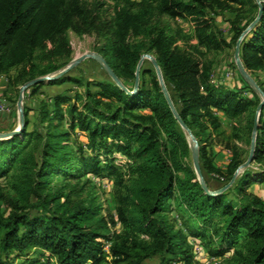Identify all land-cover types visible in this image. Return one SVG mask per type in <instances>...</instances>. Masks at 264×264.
<instances>
[{
  "label": "trees",
  "instance_id": "1",
  "mask_svg": "<svg viewBox=\"0 0 264 264\" xmlns=\"http://www.w3.org/2000/svg\"><path fill=\"white\" fill-rule=\"evenodd\" d=\"M258 1L115 0L106 19L103 5L91 9L85 0H0V76L15 70L23 85L66 65L72 30L102 38L97 53L126 89L105 72L78 75L76 65L24 90L45 99L36 109L24 105L19 132L0 139V178L6 181L0 188L6 209L0 212V264H143L154 257L158 264H194L173 210L210 255L232 251L236 264H264V199L252 191L264 185V170L247 166L233 177L246 160L239 145L250 140L259 103L249 165L264 167V88L259 85L261 99L254 91L250 98L213 84L214 58L202 61L194 48L179 46L180 30L162 20L186 17L196 48L219 52L235 46L244 30L240 20L250 13L251 23L260 7L238 55L247 72L264 74V0ZM220 16L228 39L217 27ZM143 54L156 61L175 111L196 140L207 189L231 182L222 192L205 193L187 163L188 141L154 68L140 66L134 85ZM219 112L231 119L229 131ZM79 133L86 150L72 142ZM213 144L231 154L225 171L213 165ZM88 173L113 180L115 216L103 213Z\"/></svg>",
  "mask_w": 264,
  "mask_h": 264
},
{
  "label": "rangeland",
  "instance_id": "2",
  "mask_svg": "<svg viewBox=\"0 0 264 264\" xmlns=\"http://www.w3.org/2000/svg\"><path fill=\"white\" fill-rule=\"evenodd\" d=\"M115 0H85L87 6L93 9L95 6L103 5L102 9V17L103 18H110L112 14V6ZM231 4L233 2L229 1ZM226 16H228L226 14ZM250 13H247L243 16L240 20L239 27L243 28L244 30L250 24ZM163 22L169 25L170 29L178 31L180 30L182 34V38L177 42L179 46L185 47L188 50H192L194 48L195 53H197L202 61L207 59L214 58V63L211 69V82L215 85L223 86L228 89L236 90L241 95L245 97H253L252 91L253 88L249 82H247L243 77L239 74L235 61H234V47H224L219 52L206 51L205 48H196L197 41L194 38V32H191L190 26H182L179 22L175 19H168L163 18ZM217 27L219 30L224 34L226 39L229 38L228 33V25L225 21L224 16H220L216 20ZM243 30V31H244ZM68 40L71 47V54L69 62L73 61L76 58H79L84 55H88L90 53H97V48L102 43V38L96 36L95 34H82L78 35L74 33L72 30H68L67 32ZM69 62L66 64L68 65ZM66 65L60 67L55 72L48 74L44 77L54 75L60 70H62ZM77 65H79L76 74H82L84 76L90 77H102L105 69L103 66L96 61V59L92 57H85L82 61H80ZM143 65H151V61L143 57L140 66ZM139 66V67H140ZM153 67V66H152ZM106 73V72H105ZM250 78L253 80L255 86L260 89L259 85L264 88V74L261 72H247ZM16 71L11 70L8 74H2L0 76V102L5 103L6 108L5 111L0 112V132H6L10 129H15L20 124L19 119V110H18V98H19V88L22 86L18 84L15 80ZM130 86V83H127ZM74 89L81 90V88L74 87ZM44 90H46L44 88ZM60 90V88L58 89ZM48 93H52L48 91ZM45 97L43 94L39 93L33 96H28V93L23 92L21 98V106L24 105L36 109L39 106L41 100H44ZM218 118L222 124V127L229 131L231 128L232 121L229 117L224 114L218 113ZM188 143L190 142L189 136L183 130ZM72 142H78L80 145L83 146L85 149L86 138L82 134H75L72 137ZM243 151L244 159L247 158L249 153L250 147V140L249 142L244 141L242 144L239 145ZM86 150V149H85ZM209 156L213 162V165L222 171H225L227 165L231 159V154L228 150L224 149L223 147L213 144L209 149ZM120 159L123 158L122 155H117ZM187 163L192 166L191 156L186 159ZM251 171H263L264 167L257 164L251 163L248 165ZM244 169V168H243ZM243 169H239L238 173H241ZM237 173V174H238ZM85 179L89 180L91 185L95 187V189L99 192L101 201L103 203V213L107 215L115 216V195H116V186L111 178L104 177V176H95L92 173H88L85 176ZM6 185V181L4 178H0V188ZM252 191L255 192L258 196L264 199V185L263 186H255L252 188ZM0 212L6 213V209L4 206H0ZM172 216L177 219V224L182 229V231L187 235V241L189 246H194L195 244H201L200 241L194 239L193 237L187 234L184 224L179 219L177 212L175 210L172 211ZM115 229L120 230V225L117 224ZM202 246V244H201ZM203 247V246H202ZM203 257H200L194 264H215L211 257H214L209 254L206 247H203ZM157 258H150L144 261L143 264H158ZM14 264H20V261L15 260ZM217 264H236L233 261V253L232 251L227 252Z\"/></svg>",
  "mask_w": 264,
  "mask_h": 264
},
{
  "label": "water",
  "instance_id": "3",
  "mask_svg": "<svg viewBox=\"0 0 264 264\" xmlns=\"http://www.w3.org/2000/svg\"><path fill=\"white\" fill-rule=\"evenodd\" d=\"M258 6H259V1L256 0ZM259 14H260V7L258 8V12H257V15L256 17L254 18V20L248 25V27L242 32L241 36L239 37V39L237 40L236 44H235V47H234V61H235V65H236V68L239 72V74L243 77V79H245L247 82H249L253 88V91L261 98L263 99V94L261 92V90L259 88H257L253 82V80L250 78V76L248 75L247 71L245 70V68L243 67L240 59H239V55H238V45H239V42L241 40V38L243 37V35L256 23L258 17H259ZM85 57H92L94 59H96L97 62H99L103 68L105 69V72L107 73V75L111 78V80L122 90L126 91V89L123 87V85L121 84V82L119 81V79L115 76V74L113 73V71L109 68V66L106 64V62L103 60V58L99 55V54H96V53H90L88 55H84V56H81L79 58H76L74 59L73 61L69 62L68 65H66L62 70H60L59 72H57L56 74L54 75H50V76H47V77H43V78H37V79H34V80H31L29 82H26L25 84H23L20 88H19V98H18V110H19V119H20V124L17 128L11 130V131H6V132H0V139H5V138H8L14 134H16L17 132H19V130L21 129L22 125H23V113H22V106H21V98H22V93L24 92V90L30 86L31 84L39 81V80H42V79H46V78H54V77H57L59 76L60 74L68 71L69 69L73 68L74 66H76L80 61H82ZM143 57H146L148 58L151 63H152V66L155 70V73H156V76H157V80H158V83L160 85V88H161V91L164 95V98L167 102V105L173 115V117L175 118V120L177 121V123L179 124V126L182 128V130H184L186 132V134L189 136V143H188V146H189V150H190V156H191V161H192V168L196 174V177H197V180L199 181V184L202 188V190L205 192V193H208V194H215V193H220L222 192L224 189H226L231 182H229L226 186H224L223 188H221L220 190L216 191V192H210L208 189H207V186L203 180V177L201 175V170H200V166H199V160H198V146H197V143H196V140L194 139V137L191 135V133L189 132V130L186 128V126L183 124V122L181 121V119L179 118L177 112L175 111L174 109V106L169 98V95H168V92L163 84V81H162V77H161V73H160V70L156 64V61L154 60V58L149 55V54H143L140 56V59L137 63V66H136V69H135V72H134V75H135V81H134V85L136 86L137 85V79H138V71H139V66L142 62V59ZM260 106H261V103L258 104L257 108H256V112H255V118H254V121H253V126H252V129H251V134H250V147H249V153H248V156L246 158V160L243 162V164H241L234 172L233 174V177H235V175L238 173L239 169H243L245 167H247L249 165V163L251 162L252 160V156H253V150H254V138H255V133H256V118H257V114H258V111L260 109Z\"/></svg>",
  "mask_w": 264,
  "mask_h": 264
},
{
  "label": "built area",
  "instance_id": "4",
  "mask_svg": "<svg viewBox=\"0 0 264 264\" xmlns=\"http://www.w3.org/2000/svg\"><path fill=\"white\" fill-rule=\"evenodd\" d=\"M130 1H137V2H139L141 0H130ZM147 1H150V0H147ZM175 20L177 22H179L180 24H182V26H186V27L187 26L188 27L190 26L191 32H194L192 23L186 17H177ZM5 108H6L5 103L0 102V112L5 111ZM192 255H193L194 263L200 257H203L204 256V254H203V247L201 246V244H195L194 246H192ZM220 258H222V257H217V256L216 257H211V260H213L214 263L217 264L220 261Z\"/></svg>",
  "mask_w": 264,
  "mask_h": 264
},
{
  "label": "crops",
  "instance_id": "5",
  "mask_svg": "<svg viewBox=\"0 0 264 264\" xmlns=\"http://www.w3.org/2000/svg\"><path fill=\"white\" fill-rule=\"evenodd\" d=\"M219 114H221V113L219 112ZM217 115H218V113H217Z\"/></svg>",
  "mask_w": 264,
  "mask_h": 264
}]
</instances>
